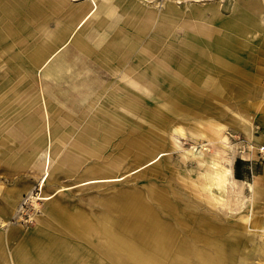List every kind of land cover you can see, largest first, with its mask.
Instances as JSON below:
<instances>
[{
	"label": "rangeland",
	"instance_id": "374dc122",
	"mask_svg": "<svg viewBox=\"0 0 264 264\" xmlns=\"http://www.w3.org/2000/svg\"><path fill=\"white\" fill-rule=\"evenodd\" d=\"M69 1L79 3L86 0ZM139 1L147 2L149 7L157 10H162L167 3L177 4L179 7L183 4H220L223 9L222 18L214 23H208V20L207 24L212 28L213 37L223 36L238 45L236 54L247 62L239 68L240 72L248 74L241 81L245 82L244 93L234 91L238 82L233 79H230L226 87H222V95L214 97L215 85L203 89L198 87L200 90L196 88L197 91L193 89L191 93L193 74L204 64L197 54L201 53L202 46L206 52L212 49L205 45V35L197 31L199 21H203L196 19L194 26L188 24L181 27L178 23H170L172 36H165L154 22L146 31L142 42L147 37L162 33L161 37L165 39L163 44L176 46L180 51L176 55L178 58L174 57L164 72L169 74V78L145 81L148 83L147 87L151 88V94H140L145 96L146 102L140 105L139 110H128L123 105L115 107L106 94L117 92L114 83L126 74L123 67L132 66L137 69V65H140V62L135 61L138 60L137 57H133L136 65H131L128 59L123 67L115 64V61L113 67H108L110 63H99L89 56V67L86 69L85 59L84 68L80 69L81 75L93 71V77L101 81L102 85L98 90H103V97L100 101L94 96L82 100L78 95L68 100L69 106L60 107L53 96L47 91H44L45 94L41 91L40 73L49 59L63 47L59 46L37 69L35 79L23 78L18 82L20 76L27 73L22 67L13 66L18 63V58L13 55L16 50L26 58L27 52L36 43L51 38L46 32L58 31L65 23L60 12H52L44 5L47 20L44 19L45 15H41L38 21L35 20L36 24L30 21L31 28H35L34 36H27L20 30L11 48L0 47V93L14 86V83L21 89L19 93H12L11 90L10 94H5V99L0 100V105L4 101L6 107L0 113V213L7 212L6 216L0 215V228L8 230V224L15 222L20 225L21 234L28 228H34L39 223V218L45 215L44 208L50 205V200H54V211H58V215L78 214L96 224L101 223L105 215L117 214L121 219L119 204L128 201L134 194H140L143 201L155 209L158 218L171 226L175 225L176 235H183L188 241L192 239V242L195 241L193 235L196 233L205 238L198 244L203 252L207 251L214 256L213 248L220 241L217 246L224 248L223 258L210 256L202 264H264V254L259 249V243L264 246V14L257 15L261 25L259 31L251 27L248 33L241 34L227 30L222 25V20L229 18L244 23V20L237 19L232 14L234 4L237 3H234L235 0ZM124 16L125 13L121 18ZM97 22L98 19L87 26L80 24L73 28L65 44L82 30L83 37L90 38L92 42L107 31L108 38L113 36L117 26L109 30L98 29L95 24ZM194 40L196 42L192 44ZM139 52L140 48L136 53L140 54ZM190 53H194L195 57ZM157 54L158 51L153 52V57L145 62L147 66L155 64L153 62L158 60ZM180 65L185 72L178 75ZM11 76L12 82L8 85ZM221 80L218 79L217 84ZM139 83L144 84L142 81ZM120 95L128 98L126 93ZM163 103L170 107L165 118L167 120H163V116H156L157 109L165 111ZM27 116H39L42 119L39 125L42 135L49 137L57 128L65 134L64 142H58L55 147L58 153L51 162L44 181L42 178L45 171L35 162L17 165L7 160L8 155L14 151L32 150L28 134L19 125V119ZM93 117L94 122L91 120ZM116 117L120 121V127L115 136L104 144L101 141L103 147H99L97 155L88 154L86 148H93L95 144V137L92 134L86 135L88 122L92 121V128L100 129L102 119ZM243 118L251 136L242 125ZM177 126H181L182 131H178ZM147 135L151 141L154 138L157 140L152 143L153 146L161 144L163 150L153 163H149L150 160L142 163L129 154V151L126 152L131 137L141 138ZM105 144L107 146L104 147ZM46 149L44 147L40 151L41 157ZM217 171L222 172V184L207 180L208 173L217 175ZM152 191H156V195L162 193L160 196L163 201L153 198ZM206 193H211L214 197L210 198ZM46 195L52 197L43 198ZM169 204L174 209L173 215L164 211ZM45 216L49 225L47 230L55 233L56 229L50 224L60 226L61 222L55 218V214L51 216L46 213ZM3 220L9 223L5 224ZM62 235L71 236L73 241L82 243L84 248L80 252L89 248L107 263L115 262L98 250L99 243L106 242L103 235L93 233L86 240L66 230ZM233 235H246L253 240L243 238L234 243V240L228 239ZM23 242V237L11 241L7 252L9 264L15 263L11 261L12 247L17 244L20 246ZM231 246H235L237 250L232 252ZM240 249L249 256L246 254L247 257L242 258ZM192 253L193 251L190 252ZM6 261L9 262V258ZM6 261L1 264H7ZM190 261L201 264L195 255H192ZM87 262L88 260L86 264Z\"/></svg>",
	"mask_w": 264,
	"mask_h": 264
},
{
	"label": "crops",
	"instance_id": "0c3cea01",
	"mask_svg": "<svg viewBox=\"0 0 264 264\" xmlns=\"http://www.w3.org/2000/svg\"><path fill=\"white\" fill-rule=\"evenodd\" d=\"M234 3L233 16H236L237 19L253 22L254 24L248 28L245 24L237 27L234 23L243 22L229 18L222 20L223 27L241 34L248 33L251 27L259 31L261 25L258 23L257 15L264 14V0H235ZM44 5L52 10V12H60L66 20L65 23L62 24L58 31L49 30L46 32L51 38H45L43 41L36 43L27 52L26 58H23L19 51L16 50L13 55L18 58L16 60L18 63L13 66H18L17 68L22 67L27 73L26 75L20 76L18 82H21L23 78L35 79L37 69L49 59V56L59 46L63 47L60 52L49 59L47 65L42 68L40 73L41 91L44 94V91H47L50 96H53L57 100V105L60 107L69 106L68 100L78 95L82 97V100H87L91 96H94L100 101L103 97V92H101L103 90H98L102 85L100 83L101 81L99 80V82L98 78L93 77V71H87L84 75L80 74V69L84 68L85 59L86 69L89 67L87 59L91 56L96 61H99V63H110L108 67L114 66L113 61L122 67L128 62V59L130 64L132 63L131 65H136L135 61L140 62V65H137V69L132 66L123 67V69H126V74H123V77L114 83L117 92H113V94L106 93L108 100L115 107L123 105L128 110H139L140 105L146 102L145 96L148 93L151 94V88L150 86L147 87L148 83L145 81L149 79L151 81H159L169 78V74H164V72L174 57L176 59L178 58L176 55L180 51L176 46L163 44L165 43V39L161 37L162 33H158L150 38L147 37L142 42L143 36L154 22H156L154 24L158 30L163 32L165 36H172L173 33L170 30V23H178L181 27L188 26V24L194 26L196 19L203 21H199L197 31L205 35V45L211 46L212 49L206 52L202 46L200 48L201 53L197 54L198 58H201L204 64L193 74L192 82L194 85L190 90L191 93L193 89L197 91V89L200 90L215 85V92H213L216 94H214V97L216 95H222V87H226L230 79L238 82L233 88L235 92L244 93L245 91V82L241 83V81L248 74L240 72L239 68L246 61L243 57L236 54L235 49H237L238 45L230 42L229 39H225L223 36L217 35L213 37L214 33L211 34L212 28L207 24L208 20V23H214L218 18H222L223 9L220 7V4L214 3L208 6L183 4L179 7L177 4L167 3L162 10H157L149 7V3L140 2L139 0H86L79 3H70L69 0H0V47H4L5 49L11 48L13 41L18 38V32L20 30L24 31L27 36H34L35 28H31L32 22L34 23L35 20L38 21L41 15H45V20L48 17L44 11ZM119 8H122V11H119ZM124 13L125 16L122 19L121 17H123ZM97 19L98 22L95 24L98 29L104 28L109 30V28L117 26L112 37L108 38L109 31L105 30L107 31L105 34L101 35L95 42H92L90 38L83 37L84 31L82 30L65 44L73 28L78 27L80 24L87 26L90 23H94ZM31 20L32 22H30ZM194 39L198 40L197 37ZM186 42H188V39ZM194 42L196 40L192 41V44ZM100 45L102 46L100 47ZM137 47L140 48L139 53L141 55L136 53L139 49H136ZM71 49L72 51H70ZM67 50L68 54H66ZM156 50L158 51V60L153 62V64L155 63L153 66H147L145 62L153 57V52L156 53ZM133 51L135 52L133 53ZM218 52L234 53L233 55H236V57L228 60L222 59L219 58ZM190 54L195 57L194 53ZM133 57H137L138 60L134 61ZM73 61L76 62L73 63ZM141 65L142 67L140 68ZM178 67L179 71H177V74H184L183 72L185 70L181 65ZM232 68L234 69L231 72ZM17 72L18 70H16ZM182 77L184 78V75ZM86 78L88 79L86 80ZM218 79H222L219 84H217ZM139 81L144 82V84L141 85ZM11 82L12 76L8 79V85ZM13 85L0 93V100L5 99L4 96L10 94L11 90L13 91L12 93H19L21 91L16 83ZM0 90L2 91V88ZM122 93H126L128 98H122L120 95ZM140 94H145V96L142 97ZM162 106L165 107V111L162 108L157 109L156 116L159 118L163 116V120H167L165 118L170 109L169 104L163 103ZM4 108H6L5 102L2 101L0 113ZM117 117L102 119V127L100 129L92 128L94 117L91 118L92 121H89L86 125V135L92 134L91 136L95 137V144L93 148H86L88 154L97 155L99 147L115 136L120 127V121ZM40 123H42V119L39 116H27L19 119L20 127L28 134L30 139L28 142L32 145V150L30 152L23 150L14 151L8 155L7 160L17 165H29L35 162L38 167H41L45 171L42 178L44 181L49 173L48 168L58 153L55 147H57L58 142H64L65 134L57 128L56 131H52L49 137L44 134L42 135L40 132L41 128L39 127ZM238 123L240 124V120ZM245 123L246 121L243 118L242 125L248 135L251 136L249 127L245 126ZM177 127L178 131H182L181 126ZM156 141L155 138L151 141L148 135L141 138L131 137L126 147V152L129 151V154H132L138 161H142V163L148 160H150L149 163H153L161 151H163L160 147L161 144L159 146L152 145ZM44 147L47 149L44 150V156L41 157L39 153ZM161 194L157 193L156 195V191H154L153 198H159L163 201L160 196ZM51 197L52 195H46L43 198L49 199ZM53 203L54 200H50L48 202L50 205L44 208V211L51 216L55 214V218H58L61 222L60 224L62 225L60 226L49 223L52 228L56 229V234L47 230L49 225L47 224L45 212V215L39 218V223L34 228H28L22 234L18 223L8 224L9 222L7 223V221L3 220V223L8 224L10 228L8 230L0 228V264L2 261H6L7 258H9V262L6 261L7 264L10 263V257H8L7 253L8 248L10 247L11 241L15 238L20 239V237H23L24 245L19 246L17 244V246L12 247L13 250L10 252L11 261L15 262L14 264H86V260H88L87 264H109L104 259L96 256V253L94 255L89 248L85 252H80L84 248L83 244L78 243V241H73L71 236H63L62 234L65 230L70 233L74 232V234L83 240L91 237L93 233L103 235L106 242H100L97 246L98 250L104 255L111 257L115 261L113 264H194L190 261L192 255L197 256L202 264L203 256L207 259L213 256L212 253L207 251L203 252V249L198 246L199 242L205 238L203 239L200 234L196 233L193 235L195 241L192 242V239L188 241V238L185 236L176 235L173 222L174 235L162 234L163 228L164 230L166 228L165 225L171 226V224L158 218L155 215V209L147 205L140 194H134L128 201L119 204L122 215L121 219L117 214L105 215L103 221L98 224L87 218L85 220V218H82L78 214L58 215V211H54ZM137 205L142 208V212H139L140 209L137 208ZM165 207L170 210V213H168L172 214V210L174 209L171 208V205L169 204ZM166 208H164V211H166ZM149 213L155 215L158 221H150ZM0 215L6 216L7 212H1ZM197 226L199 225L197 224ZM154 231L159 234L154 233ZM243 238L247 241L250 239L253 240L252 237L249 238L246 235H233L228 237V239L234 240V243ZM219 242L217 241L216 246L213 248L215 253L213 257L216 259L218 256L220 259L223 258L224 248L217 246ZM221 243L223 242L221 241ZM163 246L165 247L164 249ZM181 247L184 250L185 247H188L190 248L189 251H193V253L190 254L189 252V256L183 254V257H179L178 261H176V257L174 258L172 256H177V251H180ZM259 247L264 254V246L259 243ZM230 250L234 252L237 249L235 246H231ZM239 251L242 254V258L249 256L246 251L241 249ZM184 253H186V250ZM214 261L216 260L214 259Z\"/></svg>",
	"mask_w": 264,
	"mask_h": 264
},
{
	"label": "bare ground",
	"instance_id": "6f19581e",
	"mask_svg": "<svg viewBox=\"0 0 264 264\" xmlns=\"http://www.w3.org/2000/svg\"><path fill=\"white\" fill-rule=\"evenodd\" d=\"M178 1V0H177ZM244 22H246L245 23V26L248 28V27H250L251 25L253 26V22H248V21H244ZM234 25H237V27L239 26V27H241L240 25H244V23H234ZM240 29H243V28H240ZM246 29V28H245ZM244 30V29H243ZM15 39V38H14ZM68 46V45H67ZM70 46V45H69ZM71 47V46H70ZM66 48V47H65ZM73 48V47H72ZM66 49H69V48H66ZM74 50V49H73ZM70 51H72V49L70 50ZM219 53V58H222V59H226V60H228V59H232V58H234V57H236V55H233L234 53H230V52H218ZM66 54H68V50H67V53ZM76 54V53H75ZM83 55V54H82ZM81 55V56H82ZM67 56V55H66ZM44 57V56H43ZM64 58H65V56H64ZM70 58V57H69ZM88 60V59H87ZM69 62V61H68ZM76 62V61H75ZM74 61H73V63H75ZM79 63V62H78ZM80 64V63H79ZM227 64V63H226ZM73 65V64H72ZM76 65V64H75ZM78 66V65H77ZM78 68V67H77ZM88 69V68H87ZM79 71V70H78ZM81 74V73H80ZM58 76V75H57ZM86 76V75H85ZM84 76V77H85ZM82 79H83V76H82ZM81 79V80H82ZM88 78H86V80H87ZM67 81H69V80H67ZM83 81H84V79H83ZM95 81V80H94ZM93 81V82H94ZM98 81H99V79H98ZM59 82V81H58ZM57 82V83H58ZM85 82H87V81H85ZM100 82V81H99ZM98 82V83H99ZM60 83V82H59ZM65 83H67V82H65ZM95 83V82H94ZM101 83V82H100ZM61 84H63V83H61ZM217 175H215V174H213V173H208V175L209 176H207V180L208 181H210V182H213V183H217V184H222L224 181H223V179H222V172L221 171H217V173H216ZM206 176V175H205ZM207 195L206 196H208V197H210V198H212V197H214L213 196V194H211V193H206ZM42 197V196H41ZM137 208H139L140 210H139V212H142V208L139 206L138 207V205H137ZM166 212L168 213H170V210L168 209V208H166ZM149 220L150 221H158V218L155 216V215H153V214H151V213H149ZM16 223V222H15ZM166 226V228H165V230H164V228H163V230H162V234H164V235H174V230H173V227L172 226H168V225H165ZM154 233H156V231H154ZM156 234H159V233H156ZM165 245V244H164ZM165 247L163 246V249H164ZM186 250V253H184V251ZM185 250H184V248L183 247H181L180 248V251L178 250L177 251V256H172V257H176V261H178V258L180 257H183V254H186L187 256H189V250H190V248H186L185 247ZM181 255V256H180ZM202 260H204V261H206V260H209V259H207V258H205L204 256L202 257Z\"/></svg>",
	"mask_w": 264,
	"mask_h": 264
}]
</instances>
